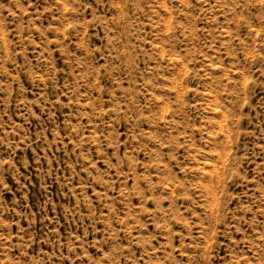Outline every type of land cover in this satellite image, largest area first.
<instances>
[{
  "label": "rangeland",
  "instance_id": "374dc122",
  "mask_svg": "<svg viewBox=\"0 0 264 264\" xmlns=\"http://www.w3.org/2000/svg\"><path fill=\"white\" fill-rule=\"evenodd\" d=\"M0 264H264V0H0Z\"/></svg>",
  "mask_w": 264,
  "mask_h": 264
}]
</instances>
